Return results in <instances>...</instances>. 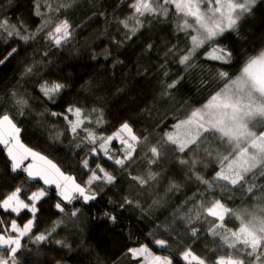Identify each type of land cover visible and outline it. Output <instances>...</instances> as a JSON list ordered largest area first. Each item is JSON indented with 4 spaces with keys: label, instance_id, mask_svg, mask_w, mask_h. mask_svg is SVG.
Wrapping results in <instances>:
<instances>
[{
    "label": "trees",
    "instance_id": "obj_1",
    "mask_svg": "<svg viewBox=\"0 0 264 264\" xmlns=\"http://www.w3.org/2000/svg\"><path fill=\"white\" fill-rule=\"evenodd\" d=\"M129 3L130 0H0L3 5L0 13L6 14L13 23L23 21L28 33L35 34V38L27 43L19 37L0 35V58L11 47L19 50L14 59L0 67V107L6 111L11 107L5 94L13 88L34 95V82L18 84L23 67L27 62H32L40 68L37 78L59 79L69 85L65 102L75 101L87 108L97 107L91 101L103 105L104 122L98 132L110 134L121 123L128 121L137 134L155 144L162 141L174 121L186 118L225 86L224 79L219 77L221 70L228 72L229 80L236 78L247 58L264 49V6L258 5L255 15L241 24L239 32L226 31L218 38L219 46L233 52L231 64L224 65L206 59V51L217 46L206 42L193 52L190 60L192 66L185 68L172 57L166 60L164 53L173 44L182 51L192 49L189 32L194 35V30L181 31V26L185 19L193 25L194 21L190 17L175 14L173 9L168 18L145 19L140 32L130 40L125 39L128 30L122 29L119 21L132 15ZM61 14V18L70 20L74 31L70 42L58 48L49 44L45 33L53 19ZM120 40L123 43L118 47L115 41ZM149 44L153 45L151 49H148ZM93 56L97 58L93 59ZM165 69L168 77L162 75ZM180 77L183 79L177 89L163 94L164 83ZM98 92L99 95H96ZM32 102L40 105L39 111L33 108L16 116L21 128L20 142L52 159L78 181L86 179V170L79 161L85 157L88 148L82 145L81 151L74 142L65 141L63 137L60 141L52 139L60 125H53L40 115V111L47 107L41 101L33 98ZM51 107L60 111L58 106ZM193 132L194 129L189 134ZM199 136L204 137L203 147L190 155L201 159L198 170L213 183V189H207L194 177L189 179L185 166L173 159L177 155L173 152L162 163L150 167L167 175L168 182L179 183L180 190L166 193L168 183L162 181L155 195L150 189L147 196H141V200H146L148 204L153 199H160L162 203L159 206H145L143 211L135 207L122 211L109 201H119L122 194L127 195L133 190L123 178L125 174L119 173L117 169L119 184L111 187L110 191L102 188L96 201L82 207L81 218L75 225L65 217V223L57 227L48 240L35 242L25 237L19 254L20 264H134L126 254L127 248L155 239L166 240L167 246L161 248L150 245L154 253L168 256L173 264H188V261L183 260V252L188 249L213 264L220 256H235L236 249L244 246L232 237V231L238 232L243 226L245 214L250 208L264 213V164L244 176L241 183L225 186L227 182L216 180L215 171L223 157L234 152L231 143L211 131L202 132ZM104 164L109 167L111 162L105 161ZM132 167L136 171L146 170L148 166L144 153L140 154ZM17 186L25 191L37 187L26 173L11 171L10 160L0 147V196ZM48 192L46 202H40L36 214L37 228L34 231L37 234L50 229L62 215L54 207L59 200L56 190L48 187ZM196 197L200 199L196 200ZM205 197L208 201L221 200L228 210L226 227H216L215 235L209 231L212 218L201 216L199 220L195 219ZM193 200L196 203H192ZM76 206L80 207L79 204ZM113 208L116 209L113 214L119 217V227L103 218L97 219L102 216L101 210ZM29 215L22 212L16 217L0 211V219L10 222L15 218L20 225L26 222ZM255 220L261 226V232H264V220ZM192 227L198 229L195 237L191 235ZM57 240L64 241L71 248L57 244ZM226 241L235 243L236 249L228 248ZM250 260V257L245 259V264H249Z\"/></svg>",
    "mask_w": 264,
    "mask_h": 264
},
{
    "label": "snow or ice",
    "instance_id": "obj_2",
    "mask_svg": "<svg viewBox=\"0 0 264 264\" xmlns=\"http://www.w3.org/2000/svg\"><path fill=\"white\" fill-rule=\"evenodd\" d=\"M209 2L211 6L208 12L210 15L200 11L199 0H130L128 6L132 9V15L121 19L119 24L122 29L128 30L124 38L130 40L144 27L145 19L168 18L170 11L174 9V13L181 17L194 18V25L185 19L181 31L191 28L198 35H191L189 32L193 45L190 50L182 51L175 44L168 47L164 53L165 59L172 57L179 65L185 66V68L191 67L190 60L195 49L208 42L217 46L212 47L211 51H206V59L228 65L232 63L233 52L226 47L219 46L218 38L223 36L226 31L239 32L241 24L255 15L257 6H264V0H209ZM2 7L3 5L0 4V8ZM37 14L39 13L37 12ZM62 15H57L53 19V23L45 33L49 44L58 48H63L70 42L74 31L70 20L61 18ZM26 33L28 30L23 21L13 23L6 14L0 13V35L7 38L19 37L25 43L35 38V34ZM115 43L119 47L123 40L115 41ZM152 47V44L148 45V49ZM18 54L19 50L16 47H11L10 51L0 58V67L9 63ZM46 55L47 53H45ZM96 58L93 56V59ZM260 63H264V49L247 58L241 68L242 75L247 72L249 67ZM39 70L38 64L27 62L21 72V79L18 81V84L34 82L36 85L32 89L34 95H29L25 90L18 91L13 88L5 94L11 107L7 111L4 107H0V145L6 150L11 171L26 173L27 177L35 181L37 185L32 191H25L22 187L17 186L6 195L0 196V211L16 217H19L22 212L30 214L22 225L18 224L15 218L10 222L0 219V264H20L19 254L23 249L25 237L35 242L48 240L56 228L65 223V217H67V221L75 225L81 218L82 207L96 201L102 188H107L110 191L111 187L119 184L117 169L119 173L125 174L123 178L128 181L133 190L127 195L122 194L119 201H109V203L116 204L122 211L132 207L143 211L145 206L149 208L159 206L162 203L160 199H153L148 204L146 200H141V196H147L150 189L155 195L157 186L161 185L162 181L168 183L166 193L180 190L179 183L168 182L167 175L154 171L150 167L162 163L173 152L177 153L173 159L179 165L185 166L189 179L194 177L207 189H213V183L205 179L198 170L197 166L201 164V159L190 155L202 149L204 137L198 135L189 138L186 131L189 124L195 123L197 119L204 116L200 108L192 111L186 118L174 121L159 143L153 144L148 141L147 137L137 134L128 121L121 123L110 134L103 135L98 132L99 126L104 122L103 105L98 104L97 101H91V103L97 104V107L87 108L75 101L65 102L64 97L68 95L69 85L59 79L49 80L43 76L37 78ZM162 75L168 77L166 69ZM219 77L224 79V84H228L229 74L227 71L221 70ZM182 79L183 77H180L164 83L163 94H169V90L177 89ZM233 83L239 84V81ZM96 95H99V92ZM218 97L219 93L213 96V100ZM33 98L47 106L43 111H40V115L49 123L60 125L52 139L60 141L63 137L65 141L74 142L81 151H83L82 145L88 148L85 157L79 161L82 168L86 170L84 173L86 179L78 181L75 176L62 170L52 159L25 147L20 142L21 128L18 126L16 116L33 108L40 110V105L32 102ZM86 103H88L87 100ZM51 106H58L60 111L53 110ZM50 117L55 119L50 120ZM207 131L208 129L205 128L204 132ZM141 153H144L148 167L146 170L136 171L132 166ZM93 157H95L94 160ZM26 161L27 163H25ZM105 161H110L111 165L106 167ZM215 177L217 181L227 182L225 186H235L245 179L243 175L234 171L232 174H228L223 165H219L218 170L215 171ZM45 186H54L59 197L54 207L62 215L60 220L53 222L50 229L37 234L34 231V228H37L36 214L39 211L40 202H46L45 198L49 195L48 187ZM241 186L243 185L241 184ZM199 199L200 197H196V200ZM196 200H193L192 203H196ZM77 204L80 207H77ZM115 211V208L101 210L102 216L97 219L103 218L119 227V217L113 214ZM227 211L221 200L208 201L205 197L204 202L199 205V212L195 219L199 220L201 216L212 218L209 231L215 235L216 227H226ZM145 218H147V213H145ZM197 234L198 229L192 227L191 235L195 237ZM231 235L244 247L236 249L235 243L226 241L228 248L236 249V255H228L227 258L220 256L215 259L214 264H245V259L249 257L251 258L249 264H252V261L264 264V236L252 235L247 233L244 228H239L238 232L232 231ZM56 243L71 248V245L64 241L57 240ZM152 244L161 248L167 246L164 239L148 240L137 247H128L126 254L134 264H173V260L168 256L155 254L150 247ZM183 260L188 261V264H192V262L213 264L212 261L206 262L205 259L194 254L191 249L183 252Z\"/></svg>",
    "mask_w": 264,
    "mask_h": 264
},
{
    "label": "rangeland",
    "instance_id": "obj_3",
    "mask_svg": "<svg viewBox=\"0 0 264 264\" xmlns=\"http://www.w3.org/2000/svg\"><path fill=\"white\" fill-rule=\"evenodd\" d=\"M199 4L200 11L210 15L209 0H199ZM190 18L194 21L193 17ZM194 35L198 33L194 31ZM234 81H239V84ZM217 93L219 97L216 100L211 97L199 107L204 116L187 126V134L189 138L196 137L207 128L228 140L234 152L223 157L221 165L228 174L234 171L246 176L264 164V63L249 67L243 75L240 70L237 77L229 80ZM193 129L195 132L189 134ZM245 215L241 228L252 235L264 236L255 220L263 221L264 213L250 208Z\"/></svg>",
    "mask_w": 264,
    "mask_h": 264
},
{
    "label": "crops",
    "instance_id": "obj_4",
    "mask_svg": "<svg viewBox=\"0 0 264 264\" xmlns=\"http://www.w3.org/2000/svg\"><path fill=\"white\" fill-rule=\"evenodd\" d=\"M0 147L1 148H3V146L2 145H0ZM3 150L5 151V154H6V150L3 148ZM25 163H27V161L25 162ZM54 187V186H53Z\"/></svg>",
    "mask_w": 264,
    "mask_h": 264
}]
</instances>
